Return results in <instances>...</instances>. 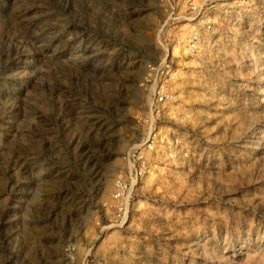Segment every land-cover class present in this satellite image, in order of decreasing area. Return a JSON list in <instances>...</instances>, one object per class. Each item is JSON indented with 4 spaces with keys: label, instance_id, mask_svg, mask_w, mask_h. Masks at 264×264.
<instances>
[{
    "label": "rangeland",
    "instance_id": "rangeland-1",
    "mask_svg": "<svg viewBox=\"0 0 264 264\" xmlns=\"http://www.w3.org/2000/svg\"><path fill=\"white\" fill-rule=\"evenodd\" d=\"M168 4L0 0V264H264V0Z\"/></svg>",
    "mask_w": 264,
    "mask_h": 264
},
{
    "label": "built area",
    "instance_id": "built-area-1",
    "mask_svg": "<svg viewBox=\"0 0 264 264\" xmlns=\"http://www.w3.org/2000/svg\"><path fill=\"white\" fill-rule=\"evenodd\" d=\"M165 2L169 3L168 6L170 7L167 17L168 21L173 23L185 22L190 29L188 39L191 41L192 47L195 49L201 48L206 34L211 31L214 24L218 0H165ZM148 69L152 73H155L154 78L148 79L149 81L153 80L154 83L148 92V96L151 98L150 105L159 112V104L163 98L167 96V89L163 82L171 77V75H168V73L171 72L170 65L164 62L151 63L148 65ZM158 80L161 81L160 85H158ZM153 143L154 138L149 137L144 145L150 148L153 146ZM136 158L138 161V167L131 169L130 174L132 175L134 171L136 179H141L144 175L145 160L142 159L143 155L140 153ZM126 179L122 181L117 180L116 188L112 196L113 199L108 206L112 213V216L109 219L112 225L122 224L127 219L130 199L129 196H125L128 188V182ZM129 184L130 186L133 184L132 178Z\"/></svg>",
    "mask_w": 264,
    "mask_h": 264
}]
</instances>
